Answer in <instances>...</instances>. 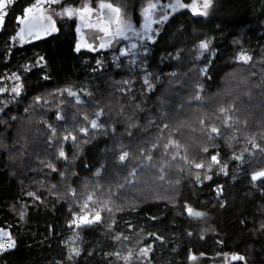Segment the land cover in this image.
I'll return each mask as SVG.
<instances>
[{"label": "trees", "instance_id": "1", "mask_svg": "<svg viewBox=\"0 0 264 264\" xmlns=\"http://www.w3.org/2000/svg\"><path fill=\"white\" fill-rule=\"evenodd\" d=\"M141 1L131 2L133 13L142 5ZM183 1L191 3V0ZM68 2L78 6L81 0ZM33 3L35 0H16L15 5L10 6L0 31V88L9 90L0 93V106L6 107L8 112L4 120L10 121L12 115L18 117L15 122L0 124V140L7 146L0 148V228L10 231L17 241L15 249L0 256V264L66 262L68 249L65 242L74 234V230L68 227L71 198L65 200L61 195L57 199L55 194L49 193L53 184L57 185L58 192L65 191L59 175L49 174L47 169L42 172L31 170L38 166L34 153L39 152L40 158H49L42 150L47 126L41 121L46 119L56 126L54 113L57 109L55 104L51 110L31 105L37 95L51 100L49 93L67 88L78 92L83 88L85 92L91 91L93 96L80 93L85 103L76 105L74 98L65 94L64 114L68 119L62 123H72V113L79 111L78 125L90 128L82 119L85 112L92 119L93 106L103 107L115 118L122 101L126 105L125 116L134 114V120L144 126L135 130V142H138L142 136L156 132L155 128L144 131L150 119L157 118L158 124L169 122L159 117L162 111L174 112L176 116L170 121V127L183 125L179 139L188 145L190 159L204 158L200 149L208 141L199 134V121L220 105L235 102L241 121L248 122V129L240 132L238 142H216L221 158L229 161L228 176L216 175L201 186L194 183V172L189 175L185 166V171L179 173L176 171L179 165L173 164L165 182L149 189L128 190L126 195L136 201L137 207L126 206L123 212L116 214L119 223L114 232L106 231L111 217H106L102 226L79 231L81 240L77 241V246L82 251L73 264H123L114 256L105 254L120 251L126 255L128 249L134 253L133 264H190L192 254L214 258L224 253L243 255L247 258L246 264H264V230L260 229L264 223V184L257 182L254 187L250 179L252 171L264 169V153L256 152L250 156L246 152L245 161H250V165L245 163L243 167L230 161L233 152L239 154L244 148L252 151L251 145L244 141L245 135L264 129V64L261 63L264 61V0H215L207 17L194 16L190 9H185L169 19L156 43L149 44L146 57L141 59L143 54L130 57L136 63L130 65L126 60L120 67L113 62L115 53L111 49L75 51L76 19L54 16L59 32L32 43L15 44L11 37L19 30L16 17ZM202 40L211 41L210 51L197 59V45ZM240 51L253 56L252 64L236 62L235 57ZM177 53L179 58H176ZM39 57H44L40 62L42 68L32 67ZM98 59L104 62L102 69H97ZM206 59L212 61L207 65L214 72L211 80H204L198 71L206 66ZM30 67L31 72L28 71ZM17 75L21 77L20 81H16ZM145 75L149 76L154 90L143 85ZM44 76L48 79H43ZM121 81L135 82L132 93L123 98L117 91L118 85L124 87ZM197 83L204 85L205 103L188 105L185 101L194 94ZM16 84L23 86L22 97L15 98L20 101L18 104L10 91ZM132 94L136 96L134 103L130 102ZM161 98L167 101L163 108ZM5 100L10 102L4 105ZM182 103L183 108L180 107ZM137 104L144 109L143 112L136 108ZM216 123L220 125L222 120ZM125 127L124 123L117 124V133H123ZM193 128L197 131L193 132ZM89 136L93 138L87 143L78 134L77 144L65 145L69 158L73 154L76 156L70 170L79 174L72 177L76 181L72 187L77 189L81 199L92 191L91 184L85 187V181L99 180L106 189L109 173L115 167L114 153L106 151L113 146L114 139L91 129ZM25 139L29 141L26 148L23 147ZM122 139L126 145L129 143L127 136ZM17 140L19 144H16ZM159 159L157 153L155 160ZM58 167L63 170L64 164L58 162ZM97 168L101 169V177L94 176ZM111 178L115 182L116 178ZM177 179L181 181L179 185L175 184ZM38 181L44 183L43 188ZM217 185L223 186L219 197L214 191ZM28 191L39 192L44 202L34 204L26 195ZM186 204L196 211L206 212L207 216L189 217L183 211ZM22 210L26 213L23 220L20 216ZM151 217L158 219L152 220ZM125 220L134 225L131 231ZM116 233L129 236L131 242H114L112 237ZM149 233L161 236L162 241ZM147 245H152V251L148 258L141 259L136 253Z\"/></svg>", "mask_w": 264, "mask_h": 264}, {"label": "snow or ice", "instance_id": "2", "mask_svg": "<svg viewBox=\"0 0 264 264\" xmlns=\"http://www.w3.org/2000/svg\"><path fill=\"white\" fill-rule=\"evenodd\" d=\"M215 0H192L191 4L182 3L181 0H175L174 3L159 6L157 2L149 0L147 6L143 7L140 15L143 18V24L141 25L142 31H138L134 27V23L131 19L122 15V8L120 6H114L112 3L105 2V0H99L98 5H94L92 0H83L80 6H74L71 4L66 5L65 0H35V3L25 7L20 16L16 17L19 30L11 37L13 42H19L20 45L31 43L32 41L41 40L52 33L59 32L57 26V20L55 16L66 18L67 20L77 19L80 24L76 27L75 31L81 33L83 28H87L92 32V37L85 38L81 34L80 39L76 42L75 51L80 52L81 49H87L89 52H96L98 50L112 49L115 53L113 62L117 67L123 65L127 60L129 64H135L136 60L130 59V57L141 56V59L146 57L149 44L156 43L157 30L153 29L154 24H164L169 21V14L167 9H171L173 13L180 9H190L194 16L207 17L210 14V10L214 7ZM16 0H0V29L3 28L6 17L8 16L10 6H14ZM47 5L48 7H45ZM60 6L61 11L56 13L50 11L51 6ZM127 5H125L126 7ZM158 7L160 8L159 16L156 17ZM131 34V36H130ZM137 38L138 43H130L128 46L116 48L117 44L121 41H129L131 37ZM98 40L99 44L94 42ZM209 40H202L198 43L199 56L197 59L203 56L205 52L210 51ZM214 57V53L212 54ZM176 58H179V53L176 54ZM235 60L237 63L244 65H250L253 62V56L246 54L244 51H240ZM44 61V57H39L38 61L32 67H41L40 62ZM102 60H97V69H102ZM212 61L205 60L204 67L199 68V74L204 80H211L214 74L213 70L207 66ZM264 64V61L261 62ZM32 67L28 68V71H32ZM171 75L175 76V73ZM255 75V73H253ZM16 81H20L21 77L16 76ZM43 79H48L44 76ZM124 87L117 86V91L120 92L121 97H127L132 93L134 81H121ZM143 85L148 86L150 91L154 90L151 80L148 75H145ZM7 88H0V93L8 92ZM11 94L13 98L22 97L23 86L22 84H16L11 88ZM204 92L205 88L203 83H197L196 90L193 95L187 98L185 103L191 105L196 102L200 105H204ZM92 97L91 91L85 92L83 88L80 91H75L71 88L57 90L56 92L49 93L52 97L51 100H46L42 96L37 95L34 98L32 107H41L51 110L53 104L56 106L55 121L56 126L49 123L48 120H42L47 126V133H45V139L43 140V152L48 155V159L40 158V153L36 152L34 155L37 157L38 166L32 167V171L42 172L44 169L48 170L49 174L55 173L60 176L61 184L65 191L60 193L57 191V185L53 184L49 188L50 194H55L59 199L61 195L65 200L71 198V204L69 205V215L71 217L68 227L74 230L73 236L65 242V246L68 249L65 264H73L75 259L80 256L82 249L77 246V241L81 240L79 231L91 230L95 227L102 226L105 223L106 217L112 219L107 225V232H114L119 221L115 218L116 214L123 212L126 206L135 209L137 203L134 199H129L126 195L129 189H149L152 185L165 182L168 175V170L173 164H178L176 171L183 173L185 166L188 169L189 175L194 172V183L203 185L205 180L211 181L216 175H229V161H225L221 158V153L218 150L217 141L224 140L226 142H238L239 134L242 130L248 129L247 120L241 121L238 113L236 103H230L228 105H220L216 108L211 115H205L199 121V134L206 137L208 144L203 146L200 151L204 154V158L196 159L189 158V147L182 143L179 139L182 134L183 125L180 124L176 127H170V121L175 119L176 114L168 111H162L160 120H167L162 124L157 123V118L150 119L148 121V127L144 128L145 132H148V128H155V133H149L142 136L138 142H135V130L142 128L139 122L134 120V114L125 116L124 107L126 105L122 103L120 112L117 117H112L109 113H106L104 108H97L93 106L92 115L94 118L90 119L87 112L83 115L82 119L88 125L79 126L77 116L79 111L72 113V123H62L68 118L64 114L65 111V94L68 97H73L76 105L84 104L85 101L81 99V94ZM143 94V93H142ZM136 96L131 95L132 103L135 102ZM59 101L57 104L56 101ZM10 101L5 100L4 105H7ZM19 100H15V103H19ZM161 107L167 104V101L161 98ZM106 107H111L107 105ZM181 108L184 107L182 103ZM136 108L143 112L144 109L137 104ZM28 109H25L27 112ZM0 124H9V122H15L18 117L10 116V121L4 120V115H8L6 107L0 106ZM47 115V112H45ZM122 118V119H121ZM222 120V124L218 125L216 121ZM126 124L125 131L123 133H117V124ZM95 130L104 137H111L115 143L106 151L114 153L113 163L115 167L111 169L109 178L107 179V188L100 183L99 180L94 182L85 181V187L87 188L91 184L92 191L86 195H83V199L78 195L76 188L72 185L76 182L72 177H78L76 171H72L71 166L74 164L76 156L69 158V153L65 149V145L71 143L73 145L78 142V134L83 138V142L87 143L93 137L89 136V132ZM193 132L197 130L192 129ZM127 136L129 143L126 145L122 137ZM244 141L246 144L251 145L252 151L249 152L247 148L242 149L239 154L233 152L230 157V161L238 162V167H243L245 163L250 165V161H245V153L255 155L256 152L264 153V129L253 133L252 135H245ZM259 141V142H258ZM35 143V140H33ZM19 144V140L16 141ZM29 144L27 139L24 140L23 147L26 148ZM15 147V145H13ZM7 147L2 140H0V148ZM212 149H217L212 152ZM159 153V161L155 160L156 154ZM19 155V153H18ZM58 162L64 164L63 170L58 167ZM104 167V166H101ZM101 169L97 168L94 176L101 177ZM116 178L115 182L111 178ZM250 179L253 186H257V182L264 184V169L252 171ZM171 183V181H167ZM181 181L177 179L176 185H179ZM40 188L44 187L42 181H38ZM217 196H221L223 193V186L217 185L214 190ZM100 194V195H98ZM26 195L35 202L43 203V199L39 192L28 191ZM101 195L103 198H101ZM223 206V205H221ZM27 207V205H25ZM79 209L77 211L76 209ZM183 211L192 218H204L207 216L206 212L196 211L193 207L184 206ZM23 220L26 213L22 210L20 213ZM152 220H157V217H151ZM127 228L131 231L134 225L131 221L125 220ZM260 229L264 230V223L260 225ZM192 235L191 232L188 233ZM156 240H161L162 237L149 233ZM112 239L114 242H123L125 244L131 242L129 236H124L123 233H116ZM17 247V241L13 238L10 231L0 228V255L7 253L9 250ZM152 251V245H147L140 248L136 253L141 259L149 257V253ZM105 255L111 257L114 256L117 261H123V264H133V251L128 249L126 255H122L120 251L114 253H106ZM226 261H244L246 264V257L237 253H232L230 256L228 253L222 254ZM191 259L195 260L196 257L192 256ZM61 264V262H57Z\"/></svg>", "mask_w": 264, "mask_h": 264}, {"label": "rangeland", "instance_id": "3", "mask_svg": "<svg viewBox=\"0 0 264 264\" xmlns=\"http://www.w3.org/2000/svg\"><path fill=\"white\" fill-rule=\"evenodd\" d=\"M133 1L134 0H128V2H126L124 0H106L105 2H110V3L114 4L115 6H120L122 8V15L125 16L128 19H131L133 21V23H134V27H136L138 31H142L141 25L143 24V18L140 15V13H141L142 8L147 6L149 0H142L141 1L142 5L138 9L134 10V13L132 11V3H131ZM82 2H83V0H81L80 5L82 4ZM92 2H93L94 5H98V3H99V1H97V0H92ZM153 2H157L159 6H162V5H167L169 3H174L175 0H153ZM181 2L185 3L183 0H181ZM191 2H192V0H191ZM65 4L68 5V4H71V3H69V2L67 3V0H65ZM80 5H78V6H80ZM125 5H127V6L125 7ZM45 7H48V6L45 5ZM59 7L60 6H57V5L51 6L50 11L58 13V12H60L62 10L61 7L60 8ZM183 10H185V9H180V10L176 11L175 13H173L171 11V9H167L166 11L169 14V17L171 18L172 16H174L175 14H177V13L183 11ZM212 10H213V8L210 10V13L212 12ZM135 11H137V17H135ZM159 11H160V8L158 7L157 13L155 14L156 17L159 16ZM77 23H78V26H79V24H80L79 20H77ZM166 23H164V24H154L153 25V29L157 30L155 39H157L158 35L163 30V28L166 25ZM0 31H1V29H0ZM81 34H83L85 36V38H89V39L93 35L92 32H90L87 28H83L81 33H77L76 32L77 41L80 39ZM33 42H35V41H33ZM94 42L97 44V47H98L99 41L96 40ZM14 43L19 45L18 41L14 42ZM130 43H138L137 38L132 36L129 41H121V43L117 44L115 47L118 49L121 46H128ZM81 50H87V49H81ZM105 50H110V49H105ZM98 51H104V50H98ZM192 256H195L196 259L193 260V259L190 258V264H231L230 261H226L223 258V255H219V256L214 257V258L199 257V256H196V255H193V254L191 255V257Z\"/></svg>", "mask_w": 264, "mask_h": 264}, {"label": "crops", "instance_id": "4", "mask_svg": "<svg viewBox=\"0 0 264 264\" xmlns=\"http://www.w3.org/2000/svg\"><path fill=\"white\" fill-rule=\"evenodd\" d=\"M231 264L245 263L244 261H230Z\"/></svg>", "mask_w": 264, "mask_h": 264}, {"label": "water", "instance_id": "5", "mask_svg": "<svg viewBox=\"0 0 264 264\" xmlns=\"http://www.w3.org/2000/svg\"><path fill=\"white\" fill-rule=\"evenodd\" d=\"M110 3V2H109ZM114 5V4H113ZM115 6V5H114ZM52 34H55V33H52ZM51 34V35H52ZM51 35H49V36H47V37H45V38H43V39H46V38H48V37H50ZM130 36H131V34H130ZM42 40V39H41ZM33 42V41H32Z\"/></svg>", "mask_w": 264, "mask_h": 264}, {"label": "built area", "instance_id": "6", "mask_svg": "<svg viewBox=\"0 0 264 264\" xmlns=\"http://www.w3.org/2000/svg\"><path fill=\"white\" fill-rule=\"evenodd\" d=\"M8 253V252H7ZM4 254H6V253H4ZM4 254H2V255H4ZM2 255H0V256H2Z\"/></svg>", "mask_w": 264, "mask_h": 264}]
</instances>
